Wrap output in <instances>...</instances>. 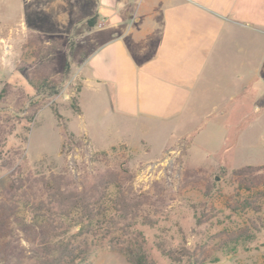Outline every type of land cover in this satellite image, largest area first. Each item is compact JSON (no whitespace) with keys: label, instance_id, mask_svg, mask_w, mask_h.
<instances>
[{"label":"rangeland","instance_id":"obj_1","mask_svg":"<svg viewBox=\"0 0 264 264\" xmlns=\"http://www.w3.org/2000/svg\"><path fill=\"white\" fill-rule=\"evenodd\" d=\"M60 1L54 6L52 0H0V91L6 83L11 88L1 104L12 110L20 90L24 106L30 96L38 104L14 122L3 149H23L21 162L33 173L90 176L111 168L122 174L126 170L132 176L133 192L147 194L159 204L155 223L141 227L148 256L156 264H177L160 252L157 243L166 247L202 243L218 230L242 227L252 220L259 227L252 243L256 248H239L228 256L215 251L220 259L213 264H264V187L237 189L231 177L234 168L264 163V99L256 104L259 113L251 112L239 122L237 115L204 110L205 104L195 114L201 117L178 124L120 120L105 107L95 111L85 100L80 104L85 112L78 114L71 99L78 97L79 103L83 59L69 34V2ZM33 35L45 43L59 40L62 49L37 53V46L29 42ZM43 60L50 62L45 83L33 74ZM254 105L250 102L251 110ZM62 124L74 141L63 148ZM8 173L0 167V192L6 188ZM128 185L127 180L124 186ZM244 197L254 198L256 209L233 212L227 207ZM203 202L212 205L217 216L197 224V209ZM90 264L131 263L123 253L103 246Z\"/></svg>","mask_w":264,"mask_h":264},{"label":"crops","instance_id":"obj_2","mask_svg":"<svg viewBox=\"0 0 264 264\" xmlns=\"http://www.w3.org/2000/svg\"><path fill=\"white\" fill-rule=\"evenodd\" d=\"M66 2L83 59L82 114L84 100L120 120L166 124L201 117L203 104L238 122L260 112L264 0Z\"/></svg>","mask_w":264,"mask_h":264},{"label":"trees","instance_id":"obj_3","mask_svg":"<svg viewBox=\"0 0 264 264\" xmlns=\"http://www.w3.org/2000/svg\"><path fill=\"white\" fill-rule=\"evenodd\" d=\"M94 22V16L87 19L90 26ZM29 42L37 46V53L62 49L59 40L45 43L36 35ZM47 68L50 62L43 60L33 69V74H38L43 83L48 77ZM64 71H68L67 61ZM10 89L6 83L0 91V167L9 171L6 188L0 192V264H90L103 246L123 253L131 264H156L148 256L147 236L141 227L155 223L159 204L147 194L133 192L132 176L126 170L122 174L111 168L90 176H75L65 171L33 173L21 162L23 149L14 146L3 149L14 122L25 110L38 105L34 96H30L26 97L28 104L24 106L25 96L20 90L13 109L8 111L1 100L4 101ZM77 99H71V106L80 114ZM62 136V148L74 142L63 124ZM231 177L237 189L251 191L264 187V163L234 168ZM127 180L129 185L125 187ZM199 206L197 224L217 216L218 211L212 205L203 202ZM227 207L233 212L256 209L255 200L250 197L234 200ZM257 231L259 227L252 220L242 227L218 230L202 243L182 242L169 247L157 243V248L177 264H213L220 259L214 255L215 251L228 256L239 248L245 251L256 248L252 243Z\"/></svg>","mask_w":264,"mask_h":264}]
</instances>
